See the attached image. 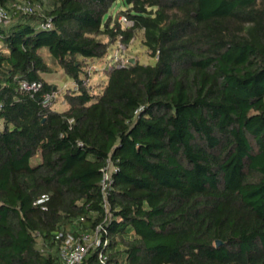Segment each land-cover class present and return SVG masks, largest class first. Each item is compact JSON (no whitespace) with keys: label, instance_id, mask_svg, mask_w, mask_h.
<instances>
[{"label":"trees","instance_id":"16d2710c","mask_svg":"<svg viewBox=\"0 0 264 264\" xmlns=\"http://www.w3.org/2000/svg\"><path fill=\"white\" fill-rule=\"evenodd\" d=\"M116 1L0 0V264H63L96 229L81 264H264V0H121L129 27ZM138 31L154 62L92 92ZM42 50L74 83L61 111Z\"/></svg>","mask_w":264,"mask_h":264},{"label":"built area","instance_id":"2783aa9c","mask_svg":"<svg viewBox=\"0 0 264 264\" xmlns=\"http://www.w3.org/2000/svg\"><path fill=\"white\" fill-rule=\"evenodd\" d=\"M17 10H20L24 13H32L33 8L29 5H16L15 6ZM8 13L3 8L0 7V25L4 24L6 20H8ZM120 24H123L125 27H129L132 25V22L127 20L126 17L123 15H120ZM41 27H50L49 22H45L41 25ZM125 46L123 43L118 41L116 43L115 48H110V53L107 54L103 59L99 60V63L101 64L102 68L104 70H111L112 68H121L126 66L125 64L129 62V60L123 61V50ZM92 71H96L98 68L94 66L91 68ZM40 83L38 82H21L19 84L20 89L28 92H36L40 88ZM53 95H45L43 97V103L47 104L52 100ZM111 164L110 161H107V165L102 171V178H101V192L103 193V196L105 195V188L107 185V181L110 177V171H111ZM45 200V197H41L36 203H41ZM97 229L96 231L91 235H86L82 237V241H78L74 239L71 235H66L65 239L62 242V245L60 247V258L63 264H81L83 257L85 256L87 249L89 246H99L100 240L97 235ZM98 262L99 264H106V256L102 253H99L98 255Z\"/></svg>","mask_w":264,"mask_h":264},{"label":"rangeland","instance_id":"374dc122","mask_svg":"<svg viewBox=\"0 0 264 264\" xmlns=\"http://www.w3.org/2000/svg\"><path fill=\"white\" fill-rule=\"evenodd\" d=\"M44 1V0H42ZM126 9V6L122 3L121 0H117L112 7L109 10L108 15L111 16L113 19L116 18V20H120V16L118 14L121 11H124ZM122 16V15H121ZM119 22V21H118ZM120 23V22H119ZM122 27H125L123 24H121ZM104 39V37H102ZM142 32L138 31L135 33V36L129 41L128 45L125 46L123 50V61L134 59L137 60L140 64H152L154 62V59L149 57L146 49L142 46ZM116 41L114 44H112L109 48H115L116 47ZM110 53V51L108 52ZM41 55L44 59V61L52 68V73L50 74H43L42 78L50 83L53 84L56 88V91L54 92V95L52 97L53 107L56 111H60L66 106L64 102V94L67 92H70V90L74 87V83L70 80V78L63 73L60 67H58L52 59L49 57L46 50L41 51ZM96 66L98 68L96 71H92L91 68ZM89 71L91 72L89 75V86L90 90L92 92L98 93L104 83L106 82V73L109 70H104L102 68L101 64L98 61L92 62V64L89 66Z\"/></svg>","mask_w":264,"mask_h":264},{"label":"water","instance_id":"95a60500","mask_svg":"<svg viewBox=\"0 0 264 264\" xmlns=\"http://www.w3.org/2000/svg\"><path fill=\"white\" fill-rule=\"evenodd\" d=\"M129 62H130V63H134V59H130ZM219 244H220V243L217 241V242H216V245H219Z\"/></svg>","mask_w":264,"mask_h":264},{"label":"crops","instance_id":"0c3cea01","mask_svg":"<svg viewBox=\"0 0 264 264\" xmlns=\"http://www.w3.org/2000/svg\"><path fill=\"white\" fill-rule=\"evenodd\" d=\"M65 107H66V106H64V108H65ZM64 108H63V109H64ZM63 109H62V110H63ZM60 111H61V110H60Z\"/></svg>","mask_w":264,"mask_h":264}]
</instances>
